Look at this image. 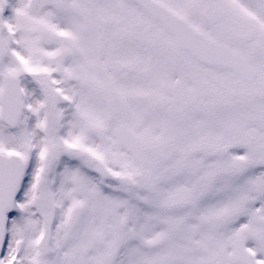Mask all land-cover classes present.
Here are the masks:
<instances>
[{"label":"snow or ice","instance_id":"1","mask_svg":"<svg viewBox=\"0 0 264 264\" xmlns=\"http://www.w3.org/2000/svg\"><path fill=\"white\" fill-rule=\"evenodd\" d=\"M0 264H264V0H0Z\"/></svg>","mask_w":264,"mask_h":264}]
</instances>
